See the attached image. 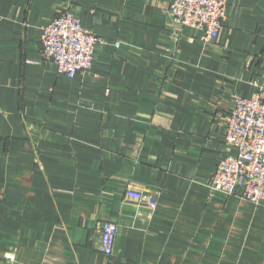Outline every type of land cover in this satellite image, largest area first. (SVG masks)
Instances as JSON below:
<instances>
[{"label":"crops","instance_id":"1","mask_svg":"<svg viewBox=\"0 0 264 264\" xmlns=\"http://www.w3.org/2000/svg\"><path fill=\"white\" fill-rule=\"evenodd\" d=\"M66 1L0 0V264H264V204L209 188L236 154L224 117L264 82V0H227L212 44L170 0H68L106 42L73 79L41 55Z\"/></svg>","mask_w":264,"mask_h":264},{"label":"built area","instance_id":"2","mask_svg":"<svg viewBox=\"0 0 264 264\" xmlns=\"http://www.w3.org/2000/svg\"><path fill=\"white\" fill-rule=\"evenodd\" d=\"M227 15V0H170L167 20L172 28H191L201 40L212 44L219 36ZM103 38L85 29L66 1L53 22L42 27L41 55L44 62L56 66L58 73L73 79L90 72ZM122 42H116L118 50ZM252 98H235L224 117V138L229 151L218 163L209 188L213 193L239 196L254 205L264 204V82L255 84ZM127 197L145 202L152 210L154 196L130 188ZM101 249L108 258L114 254L118 226L108 220L99 224Z\"/></svg>","mask_w":264,"mask_h":264}]
</instances>
